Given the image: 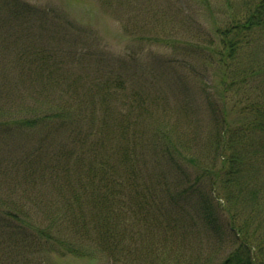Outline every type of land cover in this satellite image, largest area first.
I'll use <instances>...</instances> for the list:
<instances>
[{
	"label": "trees",
	"instance_id": "trees-1",
	"mask_svg": "<svg viewBox=\"0 0 264 264\" xmlns=\"http://www.w3.org/2000/svg\"><path fill=\"white\" fill-rule=\"evenodd\" d=\"M173 1L190 7L179 23L189 41L151 40L166 49L183 44L214 66L210 84L199 75L205 106L192 111L189 103L175 120L207 115L211 136L198 152L166 123L174 106L150 98L146 83L131 82L114 62L90 74L88 56H68L55 30H44L51 40L43 42L38 9L0 0V138L39 136L0 165V233L19 232L24 245L9 242L8 259L18 251L25 264L23 252L54 240L64 256L87 258L93 247L113 264H155L160 254L164 264H264V0ZM19 174L23 181L9 182L12 196L4 195L1 183ZM38 212L44 224L34 220ZM156 231L163 250L153 255L143 243ZM210 235L233 247L217 262L205 258Z\"/></svg>",
	"mask_w": 264,
	"mask_h": 264
},
{
	"label": "rangeland",
	"instance_id": "rangeland-1",
	"mask_svg": "<svg viewBox=\"0 0 264 264\" xmlns=\"http://www.w3.org/2000/svg\"><path fill=\"white\" fill-rule=\"evenodd\" d=\"M21 1L27 2L31 7L38 9V16L34 20L36 25H41L42 27L40 31L44 36L43 42L51 40L50 34L44 30L48 32L55 30L53 36L56 37V45L65 50L68 56L73 57V51L80 56H88L86 68H88L87 70L90 74H92L93 70L96 71L114 62L115 66L131 82L141 81L146 83L145 85L149 87V96L157 94L159 98L155 99L156 101L160 99V104L167 102L169 105L174 106V111L168 112L170 120L166 123L180 128V134L178 135L186 133L190 138L188 141L195 147V152L207 146L203 143V140H209L212 127H210L211 125L205 113L199 114L198 120L193 117L190 118V115L187 117L183 115L178 122L175 120L182 115V108L189 103H193L191 105L192 111L200 108L197 106L199 104L202 105V108L205 106L203 104L204 99H202V96L205 95L202 93V84L199 78L200 76L207 78L206 74H208V82L210 84L212 82L211 74H214V66L206 65L207 62L205 63V60L199 54L191 55L186 51L187 49H185L183 44H178V48L166 49L151 40H154V38H172L174 40L177 39L179 42L189 41L187 40L186 30L179 26V23L183 20V13L186 12V8L190 9L189 5H180V3L173 0ZM201 17V23L209 30L210 18L205 15H201ZM172 18L174 20L170 21ZM144 23H147L148 27H144ZM262 45L258 52V59L264 61V44ZM83 66L82 69L84 71L85 68ZM13 75L14 72L10 71L9 76ZM132 84L130 83L129 87L136 86ZM214 84L216 85L217 81L210 87L214 86ZM71 103L74 104V102ZM199 111L201 112V110ZM162 115L164 117L163 113ZM188 127L190 129L187 131ZM187 135H185L186 138ZM22 136L16 133L14 135L7 134L3 136L5 138H0V165L14 161L18 156L26 152L27 148L35 146L36 142L39 141L38 134H36L34 139ZM195 137H198L196 140L198 143L201 138L198 146H195L196 144L193 145L194 141L192 142V139L194 140ZM187 152L189 153L188 155L194 156L192 150L188 149ZM262 165L263 167L259 171L261 179L262 176L264 177V163ZM18 181H23L21 174L14 177V179L5 178L4 183H1L3 192H5L4 195L10 194L12 196V185L9 187V182ZM20 191L28 194L25 186ZM33 191L36 192V190ZM191 212L196 213L195 209H192ZM33 216L34 220L39 219L42 224L46 222L42 212H38ZM42 226H45V230L48 231L49 228H46V225ZM50 229L59 231L58 226L50 227ZM17 234H14L11 230H5L0 233V263L7 258L5 255H10L9 251L7 253L5 250L9 242L16 241L21 236L19 232ZM26 235L24 234L25 237ZM163 236V233L159 231L155 235H149L144 240L143 246L146 247L150 244L153 255L154 253H160L163 250L160 242H163ZM210 237L211 239L213 238L212 235ZM54 238L58 237L54 236ZM203 238H206L205 234H203ZM19 239L21 241V237ZM73 239L75 238L73 237ZM69 240L71 239H66L67 242H65L70 245H76L75 242ZM20 241H16L17 246L24 248ZM209 242L214 248L206 251L205 258H211L213 261L217 262L225 256L227 257L233 250L232 245L227 240L222 244L217 243L215 239ZM43 243V246L37 247L35 252L31 254L28 253V250L27 254L22 253V256L25 254V264H113L104 253L93 247L88 249L90 256L84 258L82 256L76 257L72 254L62 255V253L54 249V246L57 245L54 240L50 243ZM193 245H195L194 242L192 243ZM50 246H52V250ZM145 247L143 251L147 250ZM137 249H142V246L138 244ZM12 255L16 263L20 261L23 264L21 257L17 258L18 251L12 252ZM138 255L140 256L139 253ZM154 256L161 258L160 260L158 259L160 262L155 264H164L161 262L164 261L163 255ZM7 260L9 261H7L8 264H16L12 259L7 258ZM141 261L142 259L133 258L129 263L122 264H138ZM141 264H143V261ZM145 264L149 263L146 262Z\"/></svg>",
	"mask_w": 264,
	"mask_h": 264
}]
</instances>
